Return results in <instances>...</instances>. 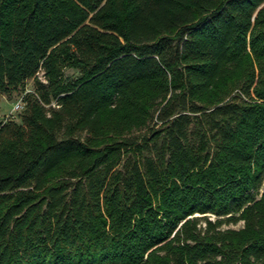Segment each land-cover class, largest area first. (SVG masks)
<instances>
[{
  "label": "trees",
  "instance_id": "1",
  "mask_svg": "<svg viewBox=\"0 0 264 264\" xmlns=\"http://www.w3.org/2000/svg\"><path fill=\"white\" fill-rule=\"evenodd\" d=\"M29 79L0 264H264V0H0V92Z\"/></svg>",
  "mask_w": 264,
  "mask_h": 264
},
{
  "label": "rangeland",
  "instance_id": "2",
  "mask_svg": "<svg viewBox=\"0 0 264 264\" xmlns=\"http://www.w3.org/2000/svg\"><path fill=\"white\" fill-rule=\"evenodd\" d=\"M76 74V71L72 69H66L65 70V75L66 76H74ZM34 89V80L29 79L24 88L21 90L13 93L10 97L5 96L0 92V120H14L16 122H21V117H20V111L24 107V97L25 94L29 91H32ZM156 115V114H154ZM155 118L152 119L148 126H146L143 129H140L138 131H134V135L137 137H141L142 135H146L150 132L152 127H157L155 126ZM242 225V222H239L238 224L235 225H228L231 227H239Z\"/></svg>",
  "mask_w": 264,
  "mask_h": 264
}]
</instances>
